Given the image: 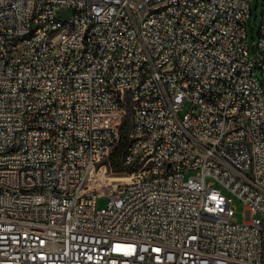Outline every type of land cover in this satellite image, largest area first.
Instances as JSON below:
<instances>
[{
	"label": "built area",
	"instance_id": "1",
	"mask_svg": "<svg viewBox=\"0 0 264 264\" xmlns=\"http://www.w3.org/2000/svg\"><path fill=\"white\" fill-rule=\"evenodd\" d=\"M252 2L0 0V264H264Z\"/></svg>",
	"mask_w": 264,
	"mask_h": 264
},
{
	"label": "rangeland",
	"instance_id": "2",
	"mask_svg": "<svg viewBox=\"0 0 264 264\" xmlns=\"http://www.w3.org/2000/svg\"><path fill=\"white\" fill-rule=\"evenodd\" d=\"M262 5H263V0H253L252 5H251V18L249 19L248 24H247V32H248L247 44H248V47H249V50L251 53H253L254 46L256 45L257 40H258V30H259V27H260L261 22H262ZM70 15H71L70 11H64L62 13L63 20H67ZM262 60L264 61V58H262ZM258 75H259V78H260V80L264 86V72H258ZM187 109H188V106H186V108L182 114H184L187 111ZM129 116H130V114H129ZM125 175L128 177V175L125 174L123 169L122 170H114L112 168L111 170H109V172L107 174V179H105V182L103 183L104 184L103 185L104 190L107 193L120 190L122 187L121 185H123L125 183H121L117 179L119 177L125 176ZM128 182H129V180H128ZM209 182H210V180H209ZM214 186L216 188H220L217 183H214ZM108 204H109L108 198H106V197L101 198L97 202V208L98 209H105V208H107ZM233 205H234V209H235V218L234 219L237 223L242 224L245 221L244 207L237 200L234 201Z\"/></svg>",
	"mask_w": 264,
	"mask_h": 264
},
{
	"label": "bare ground",
	"instance_id": "3",
	"mask_svg": "<svg viewBox=\"0 0 264 264\" xmlns=\"http://www.w3.org/2000/svg\"><path fill=\"white\" fill-rule=\"evenodd\" d=\"M160 14H163V7H153L150 9H146L144 12V19L152 20L155 17H158ZM27 39H28V32H21L20 35L14 36V43L23 44L26 43ZM6 58H15L14 48H6ZM118 115H125V108H118ZM117 180L121 183H127L129 180V176L128 177L126 175L121 176Z\"/></svg>",
	"mask_w": 264,
	"mask_h": 264
},
{
	"label": "trees",
	"instance_id": "4",
	"mask_svg": "<svg viewBox=\"0 0 264 264\" xmlns=\"http://www.w3.org/2000/svg\"><path fill=\"white\" fill-rule=\"evenodd\" d=\"M128 125L129 122L125 121L120 128V134H121L120 143L111 158V165L114 170H122L120 166V159H121V152L127 143L126 136H127Z\"/></svg>",
	"mask_w": 264,
	"mask_h": 264
}]
</instances>
